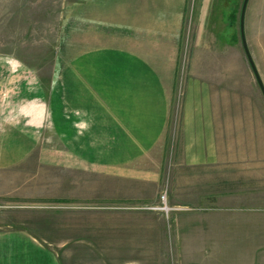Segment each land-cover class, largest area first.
<instances>
[{
    "label": "rangeland",
    "instance_id": "374dc122",
    "mask_svg": "<svg viewBox=\"0 0 264 264\" xmlns=\"http://www.w3.org/2000/svg\"><path fill=\"white\" fill-rule=\"evenodd\" d=\"M243 2L0 0V228L41 235L66 264H181L172 224L190 210L170 203L171 174L185 191L194 172L185 154L192 158L203 139L207 155L220 157L205 167L206 191L218 176L221 188L222 173L226 190L207 204L248 206L226 212L246 213L259 222L252 232L264 231V94L242 42ZM245 37L264 84V0L248 1ZM160 89L170 94L163 182L102 171L121 150L106 111L123 95L129 110L149 115ZM155 151L134 167L153 174ZM123 182L158 191L161 211L60 200ZM177 191L174 199L185 200ZM142 219L164 220L163 235L153 226L124 242L111 235L112 222ZM249 253L246 244L228 246L218 262L247 264Z\"/></svg>",
    "mask_w": 264,
    "mask_h": 264
},
{
    "label": "crops",
    "instance_id": "0c3cea01",
    "mask_svg": "<svg viewBox=\"0 0 264 264\" xmlns=\"http://www.w3.org/2000/svg\"><path fill=\"white\" fill-rule=\"evenodd\" d=\"M112 83L113 87L115 83ZM152 95L153 99H156L154 100L155 108L151 110L149 115L144 112L140 114L138 110L131 111L132 108L129 110L128 106H125L123 95H119V99L117 97V101L122 103L121 106L112 107L106 111L107 126L112 124L111 129L117 131L116 138L117 142H121V150L107 157L109 162L102 171L109 173V175H115L122 180L135 178L137 180L156 181L157 184L163 182L168 144L166 129L170 94L160 89L153 92ZM88 96L91 100L93 99L92 102L95 105L99 98L97 94L91 92ZM104 99L107 103H111L110 99L113 100L110 96H106ZM197 143L199 149L192 158L189 154H185L188 164L194 168V172L189 176L192 182L186 181L185 191H182L187 195L185 200L174 199L175 191L179 187V178L177 173L174 176L171 174V178H173L170 203L183 204L181 209L190 210V212H179L178 218H175L172 224V228L174 227L172 235L177 245L179 262L181 264H219L218 261L223 257L226 247H238L239 244H246L247 250L250 251L247 264H264V231L252 232L251 230V227H259V222H253L255 218H249L246 213L241 215L240 213L227 214L226 212L232 209L251 211L250 207L248 209V206L246 208L237 205H229L228 207L226 205H208L210 200H220L221 196L225 195L226 190L222 188L225 185L224 173L221 177V188L220 176H218L220 172H217V179L219 180L216 190L213 192L206 191L210 183L206 181L209 178V172L205 171V167L210 164L211 159L212 163H220V157L218 155L211 158L210 155H207L203 139L197 140ZM153 147L157 150L155 151L156 168L153 170V174H147L144 165L142 167L140 165L134 167V165L137 163L144 164L147 152ZM149 155L152 156L153 154L149 152ZM189 159L191 161H188ZM140 168L141 171L138 170ZM179 185L180 189H183L181 184ZM129 188L125 186V182L115 188H112L108 183L107 187L102 189L105 190L104 194L98 195V190H93V192L91 190V193L89 191L90 194L64 196L60 200L64 202L100 201L107 207L121 206L126 208L129 205H136L138 209L161 211L158 208V191L151 193V195L142 190H129ZM177 192L182 193L181 191ZM165 225V221L159 219H142L137 222L120 220L109 224V226L118 228L111 231V235L122 237L120 242L130 239V235H145L147 226H153V230H149V232L160 237L163 235L162 227L165 228ZM128 226L141 227V229H129ZM167 226L170 225L167 223ZM164 232L166 233V230ZM47 243L48 241L41 235L25 227L0 228V264H66L63 261L65 256ZM159 257L161 258V256ZM156 258L158 257L156 256Z\"/></svg>",
    "mask_w": 264,
    "mask_h": 264
},
{
    "label": "water",
    "instance_id": "95a60500",
    "mask_svg": "<svg viewBox=\"0 0 264 264\" xmlns=\"http://www.w3.org/2000/svg\"><path fill=\"white\" fill-rule=\"evenodd\" d=\"M248 1L249 0H244L243 2V5H242V10H241V18H240V25H241V34H242V42H243V46L245 48V51L247 53V56L249 58V61L251 63V66L256 74V77L258 79V82L262 88V91H263V94H264V84H263V81L260 77V74L257 70V67L255 65V62L253 60V57L249 51V48H248V45H247V40H246V37H245V15H246V9H247V5H248Z\"/></svg>",
    "mask_w": 264,
    "mask_h": 264
},
{
    "label": "built area",
    "instance_id": "2783aa9c",
    "mask_svg": "<svg viewBox=\"0 0 264 264\" xmlns=\"http://www.w3.org/2000/svg\"><path fill=\"white\" fill-rule=\"evenodd\" d=\"M162 199H163L165 205L161 206V208H162L163 210H166L167 212H170V209H172V207H169V206L165 203V200H166V194H165V193L162 195Z\"/></svg>",
    "mask_w": 264,
    "mask_h": 264
}]
</instances>
